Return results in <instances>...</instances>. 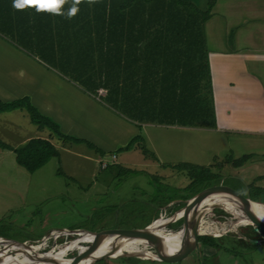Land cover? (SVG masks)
I'll list each match as a JSON object with an SVG mask.
<instances>
[{
    "label": "rangeland",
    "instance_id": "1",
    "mask_svg": "<svg viewBox=\"0 0 264 264\" xmlns=\"http://www.w3.org/2000/svg\"><path fill=\"white\" fill-rule=\"evenodd\" d=\"M192 1L196 4L203 2ZM38 23L40 32L32 35V38H37L39 46L48 51L54 37L49 35L43 21L39 20ZM205 27L210 36L216 37L220 53H228L232 51L228 49L232 46L238 48V45L242 50L251 52L241 59L244 62L242 66L236 62V69L251 75L252 82L256 80L250 89V95L254 96L242 95L245 90L249 92L247 87L243 88L247 83L239 84L234 79V84H225L224 78L220 79L224 69L221 67L217 81L212 80L213 95L206 100L208 106L212 111L215 110V117L216 107L220 109L218 119L223 121L228 112L237 115L242 114L244 109L247 112L254 110L256 107L252 105L251 98L264 103V0H217ZM231 29L232 33H225L221 37L228 40L229 44L222 45L223 41L218 38L221 31L229 32ZM26 34L28 39V32ZM8 39L14 40L13 43H24L17 36ZM16 64L11 55L3 67L5 73L2 78H16ZM24 67L28 77V62L24 63ZM99 91V95L106 93L102 88ZM58 95L60 110L65 113L67 96L63 95L62 102L61 94ZM58 125L60 126L59 123ZM50 131L47 126L38 128L32 123L24 108L0 112V140L13 147L24 144L28 137L45 138ZM152 138L150 140L153 146L162 156L170 150L178 154L169 164L189 162L208 167L221 176L219 184L264 201V190H259L264 189V168L245 163L247 168L244 169L243 165L238 169L225 160L230 154L232 158H237L244 154L264 152V131L261 129L255 127V130L249 131L243 128L238 129V134H235L230 127L218 124L215 119L204 125L177 128L171 134L159 132L157 135L153 134ZM95 140L103 142L100 137H95ZM50 141L59 150V156L52 157L33 172L20 167L15 162L12 151L0 148V238L4 236L35 243L48 236L45 246L37 248L42 253L52 247L57 250L72 240L71 235H68V240L63 235L54 238V232L59 229H131L144 227L160 219H170L164 228L168 231L179 230L182 218L178 214L184 209L183 203L186 201L175 199L169 204L164 203L178 189L188 185L190 179L186 170L178 171L167 166V163L157 161L154 154L150 157L148 151L143 152L145 148L139 146L135 152L132 151L133 146L128 150L118 147L106 152L90 148L84 143L63 142L56 135ZM129 150L131 151L128 152ZM253 160L259 161L256 158L248 161ZM120 168L124 169L121 173ZM204 220L206 223L220 225L236 219L218 207L205 212ZM227 225L230 228L227 233L213 236L224 249L216 255L213 254L215 249L198 243L192 254L179 262L116 257L102 258L91 264H264V234H260L262 229L258 230L250 224H240L234 232ZM135 241L140 247L144 244ZM4 244L6 243L0 240V245ZM118 253L123 252H115ZM62 255L61 259H70L74 254L70 249L59 253V256ZM152 256L157 255L150 257ZM5 257L7 256L0 255V259Z\"/></svg>",
    "mask_w": 264,
    "mask_h": 264
},
{
    "label": "trees",
    "instance_id": "2",
    "mask_svg": "<svg viewBox=\"0 0 264 264\" xmlns=\"http://www.w3.org/2000/svg\"><path fill=\"white\" fill-rule=\"evenodd\" d=\"M216 1L203 0L196 4L192 0H93L91 3L81 0L78 13L69 19L66 13L72 0H67L62 8L64 15L38 11V6L26 5L25 10L16 11L28 15L24 13L16 18L26 24L33 21L30 15L35 16L34 19L50 16L61 19L49 25V35L54 37L51 42L53 62L56 63L58 52V66L67 77L131 121L190 127L216 119L215 110L212 111L206 101L213 94L204 28ZM12 5L13 0H10L9 6ZM25 17L28 19L24 20ZM58 28V33H54L53 30ZM37 43V39L32 40L28 33L31 53L41 55V46L38 45V51L33 48ZM101 88L106 90L104 95H99ZM18 108H24L38 128L47 126L51 130L48 138L31 137L17 147L0 140V148L12 151L16 163L27 171H36L52 157L59 156V150L50 141L53 135L63 142L84 143L99 150L86 139L63 133L58 124L41 114L27 96L7 102L0 100V112ZM136 145L153 156L141 134L132 137L121 148L128 150ZM251 158L252 154L237 158L230 154L225 160L238 167ZM167 166L186 170L190 182L169 196L164 204L175 199L186 201L221 181L219 174L205 166L189 162ZM122 170L120 168L119 172ZM248 197L264 203L250 194ZM260 234H264V230ZM217 240L213 236L198 235V243L215 249L214 255L224 250Z\"/></svg>",
    "mask_w": 264,
    "mask_h": 264
},
{
    "label": "crops",
    "instance_id": "3",
    "mask_svg": "<svg viewBox=\"0 0 264 264\" xmlns=\"http://www.w3.org/2000/svg\"><path fill=\"white\" fill-rule=\"evenodd\" d=\"M9 4L10 0H0V100L7 102L27 96L32 105H34L39 112L52 118L57 124H60V126L58 125L59 129L63 133L86 139L100 150L110 152L112 149L124 146L132 137L141 134L145 136V145L146 147L148 146L147 148L150 149L149 151L156 156L157 161L169 165V163L175 159L178 154H176L174 150H170L168 154L162 156L153 146L150 139H153V134L157 135L159 132L171 134L177 128L185 127H176L155 122H141L142 124L140 123L141 126H139V122L136 123L131 121L102 101V99H97L91 95L90 92L85 91L78 82L67 77L63 70L59 68L60 66H58V52H56L55 55L56 63L53 62L54 55L52 53V47L50 50L45 51L42 48L40 49L37 43L33 48H35L36 51L40 49L39 53H43H41V55L32 54L30 47L27 49L28 39H26V33H30L31 38L32 35H38L40 32V24H37V22L39 20L47 25L49 33V25H52L54 20H62L54 16L34 19L35 16L30 15L29 17L33 20L32 23H22L16 17H19L21 14L24 15V13L28 15V13L22 12L18 14L16 11L18 9L9 6ZM26 8L27 7H24L21 11ZM27 19L28 17L24 18V20ZM58 31L59 28L53 30L54 33H58ZM225 33L228 34V30L225 32L221 31L220 37H218L223 41L222 45H226V40L221 38ZM14 35L17 36L18 39L23 40L24 43L17 42L19 43L17 44L12 42L14 40L10 41L8 39V37H13ZM205 35L213 82L217 81L216 78L219 75V69L223 67L224 69L223 73L220 74V79L224 78L225 84H234V79H236L239 84L247 83V86H243V88L246 89L247 87L249 92L245 90L242 95L254 96L250 95V89L252 85L256 83V80L252 82L251 75L240 69L238 71L236 69L238 68L236 62L238 65L240 64L242 66L244 62H242L243 60L241 59L245 56H249L251 52L242 50L238 45V48L232 46L231 49H228L232 50L228 51V53H220L221 51L217 48L219 44L215 41L216 37L210 36L206 27ZM36 39L37 38H32V40ZM210 41H212V43H210ZM11 55L17 63L14 71L17 77L12 80L2 78L5 73L3 67L5 63L9 61ZM25 62H28V77H26ZM59 93L61 94L62 102L63 95L67 96V111L65 113H63L59 107ZM250 101L252 105L256 107L254 110H249L247 112V110L244 109L242 114L240 113L237 115H235V113L231 115L228 112L224 117V121L218 119L220 118V109L218 110L216 107V119L218 124H226L235 134H238V129L243 128L252 131L257 127L264 131V103L259 100V102L254 101V98H251ZM48 136L49 133L45 135V138H48ZM95 137H100L103 139V142L102 140L101 142L95 140ZM262 142H264V140ZM137 149L138 147L136 145L132 151L135 152ZM170 149L172 148L170 147ZM130 151L131 150L128 152ZM255 158L259 161L255 162L256 160H253L252 162L248 161L246 163L250 165L256 164L264 168V152H255V154H252L251 159ZM247 167L248 166L244 164L243 168L245 169ZM240 168L241 166H238V169Z\"/></svg>",
    "mask_w": 264,
    "mask_h": 264
},
{
    "label": "water",
    "instance_id": "4",
    "mask_svg": "<svg viewBox=\"0 0 264 264\" xmlns=\"http://www.w3.org/2000/svg\"><path fill=\"white\" fill-rule=\"evenodd\" d=\"M210 196L219 197L225 202L227 201L228 203H231L237 210L242 211L243 216L246 217L251 222L250 225L255 226L258 230L260 229L264 230V218L259 217L250 206L253 202L262 205H264V203L259 201H254L250 199L248 195H243L237 190L228 187L226 185L216 184L202 189L201 191L193 195L191 198L186 200L184 209L182 210V214L179 216V218L180 217L182 218V222L179 230L176 231L180 233V237H181L180 246L178 247L177 250L173 251L172 253H167L163 241L159 240L154 234L148 231V228L153 224L150 223L144 227H139V228L110 229L103 231H92L86 228L59 229L56 230L57 233L65 232V233L73 234V233H77L78 231L84 232V234L91 236V240L89 241V244L86 245V247H84L82 250H79L77 254L70 259H61L64 255L59 256V252L61 251V249L65 247H69L71 243H74L76 242V240H79L78 239L79 236L74 237V239L70 240L69 243L63 245L61 248H58L57 250H54L53 247L49 249V251L47 252H42V253L39 252V254H37L38 257L33 256L29 260L32 261V263H38V264H44V263L45 264L46 263L79 264V262L88 258V256L91 255L97 249V247L100 245V243H102L103 240L104 241L108 240L110 244L109 251H106L97 257H93L91 263L102 258H116V257H142L154 261L179 262L180 260L185 259L187 256L192 254V252L197 248L198 235L221 236L222 234L227 233V231L229 230L226 229L225 231L219 233H206V232L202 233L198 230L201 217H203L205 214V210L199 208L200 203L202 202V200H204V198ZM218 207L231 214V212L225 208L224 204L223 205L215 204L212 205L210 208L212 210V208H218ZM234 218L238 220V217L235 216ZM169 221L170 219H167L162 224L163 229ZM44 238L45 236L41 240H43ZM0 240L7 241L10 244L14 245L15 247L28 246L29 248L30 246H32L31 245L32 243H29L27 241L15 240L4 236L1 237ZM123 240H129V241L137 240L141 243L143 242L145 245L150 247L153 250V252H155L157 258L144 256L142 252H140L142 254L135 252H123V253L115 254L117 247L119 246L120 242ZM72 248L73 247H70L68 250L70 249L72 250ZM5 256L8 255L5 254ZM19 262H23V261L0 259V264H18Z\"/></svg>",
    "mask_w": 264,
    "mask_h": 264
},
{
    "label": "bare ground",
    "instance_id": "5",
    "mask_svg": "<svg viewBox=\"0 0 264 264\" xmlns=\"http://www.w3.org/2000/svg\"><path fill=\"white\" fill-rule=\"evenodd\" d=\"M224 202V203H223ZM225 206V208L231 212V215L233 217H238V220L236 221H232L229 220L228 222L226 221L223 224H210V223H206V219L204 220V216L201 217L200 220V224L198 227V230L202 233L206 232V233H217L218 231H222L226 228H228V225H230V227H232V229L237 230V226H239L240 224L242 225H246V224H251V222L243 216L242 211L237 210L231 203H228L227 201L225 202L224 200L220 199L219 197H207L204 198V200H202V202L200 203L199 208L205 210V212H210L211 211V206L215 205V204H220ZM253 209V211L259 216L264 218V205L253 202L250 205ZM182 214V211L179 212L178 216H180ZM255 214V215H256ZM164 220H157L155 221V223H153L149 228L148 231L151 232L152 234H154L159 240H162L164 245H165V250L167 253H172L173 251L177 250L178 247L180 246V233L175 231H168L165 228H162V224L164 223ZM230 229V228H228ZM208 231V232H207ZM209 231H213V232H209ZM65 233V232H63ZM61 233H56L54 236L57 237L59 236ZM68 235H71L72 239L73 236L78 237L79 240H76V242L71 243L69 245V247H65L64 249H61V252H66V248H72V253L74 254L73 256H75L77 254V252L79 250H82L84 247H86V245L89 244V241L91 240V236L84 234V232L78 231L77 233H73V234H69V233H65L63 236L66 238V240H68ZM3 242H5L6 244L4 245H0V255L7 256L5 258H3L4 260H18V261H23V262H19L18 264H38V263H32V261H30L29 259H31V257H36L37 254H39V249L37 248H42L43 246H45V242L47 241V236H45V238L41 241H37L33 244H31L32 246H30L28 248L27 247H15L14 245L10 244L7 241L1 240ZM54 241V240H53ZM79 241H86V244H78ZM81 246L83 248H81ZM75 247V248H74ZM53 248V247H52ZM110 249V244L108 240H103L102 243H100V245L97 247V249L88 256V258L82 260L81 262H79V264H91L93 257H97L100 254L108 251ZM116 251H121V252H135V253H139L142 254L144 256L150 257L151 255H156L155 253H153V250L148 247L147 245L143 244L142 247L139 246V243L136 241H129V240H123L120 242L119 246L117 247ZM142 252V253H140ZM38 257V256H37ZM152 257H156L157 256H152ZM37 262V261H35ZM45 264V263H44Z\"/></svg>",
    "mask_w": 264,
    "mask_h": 264
},
{
    "label": "clouds",
    "instance_id": "6",
    "mask_svg": "<svg viewBox=\"0 0 264 264\" xmlns=\"http://www.w3.org/2000/svg\"><path fill=\"white\" fill-rule=\"evenodd\" d=\"M91 2H93V0H89V3H91ZM19 3H20V0H13L12 6L15 9L21 10L26 5H28V4H25L23 7H20V6H18ZM66 3H67V0H52L51 5L46 6V7H37V10L38 11H48V12L53 13L55 15H64V13L62 12V8ZM80 3H81V0H72V5L67 10V13H66L67 18L71 19L72 17H74L78 13V11H79L78 5Z\"/></svg>",
    "mask_w": 264,
    "mask_h": 264
},
{
    "label": "snow or ice",
    "instance_id": "7",
    "mask_svg": "<svg viewBox=\"0 0 264 264\" xmlns=\"http://www.w3.org/2000/svg\"><path fill=\"white\" fill-rule=\"evenodd\" d=\"M52 0H20L18 6L23 7L25 4L46 7L51 5Z\"/></svg>",
    "mask_w": 264,
    "mask_h": 264
},
{
    "label": "built area",
    "instance_id": "8",
    "mask_svg": "<svg viewBox=\"0 0 264 264\" xmlns=\"http://www.w3.org/2000/svg\"><path fill=\"white\" fill-rule=\"evenodd\" d=\"M100 92V91H99ZM104 165H105V163H104ZM57 232H54V234H53V236L56 234ZM65 233H61L60 235H64ZM54 238H56L55 236H54ZM66 241V240H65ZM64 241V242H65ZM87 242L86 241H79V243L78 244H86Z\"/></svg>",
    "mask_w": 264,
    "mask_h": 264
}]
</instances>
